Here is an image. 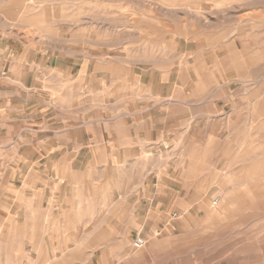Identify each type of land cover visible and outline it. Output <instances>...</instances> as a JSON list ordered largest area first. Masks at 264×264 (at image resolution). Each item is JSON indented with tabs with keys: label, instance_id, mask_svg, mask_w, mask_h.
<instances>
[{
	"label": "crops",
	"instance_id": "0c3cea01",
	"mask_svg": "<svg viewBox=\"0 0 264 264\" xmlns=\"http://www.w3.org/2000/svg\"><path fill=\"white\" fill-rule=\"evenodd\" d=\"M172 64L102 22L0 40V259L31 264L53 242L50 258L94 264L147 242L190 193L188 166L158 158L187 145V70Z\"/></svg>",
	"mask_w": 264,
	"mask_h": 264
},
{
	"label": "rangeland",
	"instance_id": "374dc122",
	"mask_svg": "<svg viewBox=\"0 0 264 264\" xmlns=\"http://www.w3.org/2000/svg\"><path fill=\"white\" fill-rule=\"evenodd\" d=\"M89 21L183 65L191 103L187 145L158 156L188 166L190 193L140 231L144 249L130 238L94 264H264V0H0V40ZM60 246L30 263L84 264L50 258ZM15 255L0 264H22Z\"/></svg>",
	"mask_w": 264,
	"mask_h": 264
},
{
	"label": "built area",
	"instance_id": "2783aa9c",
	"mask_svg": "<svg viewBox=\"0 0 264 264\" xmlns=\"http://www.w3.org/2000/svg\"><path fill=\"white\" fill-rule=\"evenodd\" d=\"M146 240L144 238H141V237H137L133 244H132V248L135 250V251H140L142 249H144V247L146 246Z\"/></svg>",
	"mask_w": 264,
	"mask_h": 264
}]
</instances>
